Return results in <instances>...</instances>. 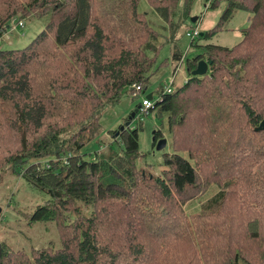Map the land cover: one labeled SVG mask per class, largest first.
I'll use <instances>...</instances> for the list:
<instances>
[{
  "label": "trees",
  "instance_id": "trees-1",
  "mask_svg": "<svg viewBox=\"0 0 264 264\" xmlns=\"http://www.w3.org/2000/svg\"><path fill=\"white\" fill-rule=\"evenodd\" d=\"M206 1L223 6L190 40L198 52L186 57L188 76L158 88L145 113L164 115L170 138L154 175L137 166L142 102L138 124L121 128L126 119L100 140L116 143L111 155L81 151L101 133L100 111L125 92L137 96L155 74L161 34L150 16L174 39L195 0H0V38L19 13L48 15L24 47L0 48V171L9 165L46 194L29 223L54 222L60 235L59 248L29 254L0 243V264H264V128L255 131L264 119V0ZM240 9L248 17L239 43L197 42ZM183 55L172 50L175 74ZM200 59L207 73L193 76ZM162 137L156 128L153 148ZM211 187L209 208L186 213ZM144 191L148 211L133 201Z\"/></svg>",
  "mask_w": 264,
  "mask_h": 264
},
{
  "label": "rangeland",
  "instance_id": "rangeland-1",
  "mask_svg": "<svg viewBox=\"0 0 264 264\" xmlns=\"http://www.w3.org/2000/svg\"><path fill=\"white\" fill-rule=\"evenodd\" d=\"M143 3V2H142ZM183 1H180L179 8L181 9ZM206 0H195L192 5V9L189 15L198 18L195 23L190 21V18L185 19L180 30H178L174 39L170 38L168 32L163 30V21L156 14L150 16L155 28L160 32L159 43L161 44L158 53L155 56L154 66L156 69L145 86L144 90H141L137 96H131L128 93H123L117 104L105 106L99 113L100 135L98 138H94L88 141L85 147L82 149V154L85 158L94 157L96 152L102 151L103 156L111 155V152L117 149V145L111 142L107 147L100 144V140L110 139V130L122 125L129 114L135 109V107L141 103V99L151 94L153 98L156 96L158 88H171L180 86L185 78L188 76L186 72V57H193L197 54L198 48L190 46V39L186 36V30L193 27H197L199 31H207L218 20L221 7L215 9H206ZM143 9L147 8L144 5ZM178 10L177 14L180 15ZM21 13L15 16L16 19H11L8 24V31L4 30L3 37L0 38V48L12 49L24 47L33 37L37 35L43 25L48 21V15H35L30 14L25 17L20 16ZM248 13L245 10H238L234 17L228 21L223 30L218 31L210 40L204 41L203 39H197L198 43H214L221 46H233L239 43L241 36V28L247 24ZM178 23H181L180 18H175ZM21 22L22 26L16 28H10L13 24ZM11 29V30H10ZM197 37V36H196ZM179 49L183 55V62L180 64L176 74L174 70L179 65L171 58L172 50L174 48ZM175 74V75H174ZM174 80L173 84H170V80ZM137 92V89L135 90ZM142 123L139 129L138 145L139 153L144 154L138 158L137 166L144 173H152L158 175L162 169V154L170 152L169 135L166 129V117L164 115H157L156 113H142ZM190 116V124H191ZM135 124L138 122L132 121ZM159 129L163 133V138L166 139V146L162 149L156 150L152 147L153 132L155 129ZM186 127L183 129L188 131ZM7 138H4L3 142L6 143ZM6 145V144H5ZM14 145V144H13ZM9 146H7L8 148ZM107 148V149H104ZM109 148V149H108ZM148 164H151L149 166ZM216 188L211 187L207 193L201 195V197L193 198L184 205L185 212L201 211L202 209L209 208V198L215 194ZM144 192L136 195L133 199L135 202H139L141 210H149L145 204ZM46 194L31 187L24 178L18 176L12 172L9 165H4L0 171V243L5 242L10 248L14 250H24L26 253H31L33 247L40 248L50 245L54 248L60 246V235L57 231L56 224L51 221H36L29 223V216L37 205L43 203L46 199ZM147 199V198H146ZM143 200V201H142ZM144 204V205H143ZM81 207V213L88 216L91 211V207L84 206L79 203ZM155 208H158L156 206ZM133 220L138 214H133ZM240 264H245L240 262Z\"/></svg>",
  "mask_w": 264,
  "mask_h": 264
},
{
  "label": "water",
  "instance_id": "water-1",
  "mask_svg": "<svg viewBox=\"0 0 264 264\" xmlns=\"http://www.w3.org/2000/svg\"><path fill=\"white\" fill-rule=\"evenodd\" d=\"M196 20H197V16L196 17H191V19H190V21L192 23H195ZM195 56L196 55H194V57ZM207 68H208V63L204 59H200L197 62L196 67L191 71V73H192L193 76L204 75V74L207 73ZM146 97L148 99H151L152 95L149 94ZM138 109H139V105L136 106L135 109L130 113V115L128 117V120L124 123V125L121 128H123L124 126L128 127V125L131 123L132 118L135 117L134 114L138 111ZM263 128H264V119L259 122V124L255 128V131L261 130ZM155 144H156L155 145V149L156 150L162 149V148H164L166 146V139H164L163 137L159 138V139H157Z\"/></svg>",
  "mask_w": 264,
  "mask_h": 264
},
{
  "label": "built area",
  "instance_id": "built-area-1",
  "mask_svg": "<svg viewBox=\"0 0 264 264\" xmlns=\"http://www.w3.org/2000/svg\"><path fill=\"white\" fill-rule=\"evenodd\" d=\"M17 26H22V23L21 22H17L15 23L13 21V24L11 25L10 28H16ZM11 30V29H10ZM199 29H197V27H193V28H190V30L188 29L186 31V36L191 40V39H194L196 38V36L199 34ZM170 82H172V79L170 80ZM137 90H140V88L138 86L135 87ZM167 91H170V88H167ZM142 104H141V112L143 113H146V111L152 106V101H150V99L148 98H144L142 101Z\"/></svg>",
  "mask_w": 264,
  "mask_h": 264
},
{
  "label": "bare ground",
  "instance_id": "bare-ground-1",
  "mask_svg": "<svg viewBox=\"0 0 264 264\" xmlns=\"http://www.w3.org/2000/svg\"><path fill=\"white\" fill-rule=\"evenodd\" d=\"M147 98V97H146ZM151 100V99H150Z\"/></svg>",
  "mask_w": 264,
  "mask_h": 264
}]
</instances>
